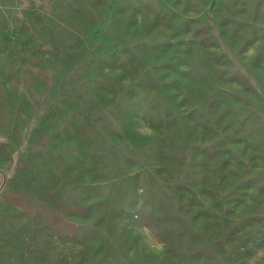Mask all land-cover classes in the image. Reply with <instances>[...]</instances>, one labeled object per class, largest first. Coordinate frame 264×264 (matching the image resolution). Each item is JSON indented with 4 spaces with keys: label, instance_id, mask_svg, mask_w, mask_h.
Returning a JSON list of instances; mask_svg holds the SVG:
<instances>
[{
    "label": "rangeland",
    "instance_id": "1",
    "mask_svg": "<svg viewBox=\"0 0 264 264\" xmlns=\"http://www.w3.org/2000/svg\"><path fill=\"white\" fill-rule=\"evenodd\" d=\"M0 264H264V0H0Z\"/></svg>",
    "mask_w": 264,
    "mask_h": 264
},
{
    "label": "clouds",
    "instance_id": "2",
    "mask_svg": "<svg viewBox=\"0 0 264 264\" xmlns=\"http://www.w3.org/2000/svg\"><path fill=\"white\" fill-rule=\"evenodd\" d=\"M137 134L145 137H151L155 135V130L152 128V126L146 121H140V123L137 126Z\"/></svg>",
    "mask_w": 264,
    "mask_h": 264
}]
</instances>
